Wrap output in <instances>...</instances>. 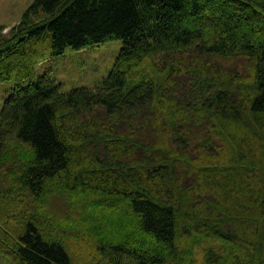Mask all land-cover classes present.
<instances>
[{"label": "trees", "instance_id": "trees-1", "mask_svg": "<svg viewBox=\"0 0 264 264\" xmlns=\"http://www.w3.org/2000/svg\"><path fill=\"white\" fill-rule=\"evenodd\" d=\"M115 40L101 86L36 77ZM0 81V161L30 153L0 166V264H264V0H35L0 25Z\"/></svg>", "mask_w": 264, "mask_h": 264}, {"label": "rangeland", "instance_id": "rangeland-1", "mask_svg": "<svg viewBox=\"0 0 264 264\" xmlns=\"http://www.w3.org/2000/svg\"><path fill=\"white\" fill-rule=\"evenodd\" d=\"M34 1L0 0V25L5 27L6 33L21 22L23 14ZM122 45L121 40H115L81 50L67 49L63 55L40 62L37 66L36 77L46 74L57 83H60L62 90L66 92L80 88L94 89L101 86L113 71ZM13 84V81H0V113L8 97V89ZM9 148L13 150L14 154L12 156H6L3 159L5 161L4 164L3 161H0L2 170L7 173L15 171L16 167L13 165L9 166L6 162L9 161L11 163L13 161L14 163H19L18 166L22 167L30 155L25 146L14 144ZM69 203L64 196L53 197L50 201L49 207L53 214L60 219L70 217L69 220L64 222L63 227L65 229L71 227L80 229L82 227L92 226V222L86 214V211H75L76 213L72 214L68 209ZM130 231H133L131 226L123 224L120 229L114 228L110 231H107V228L104 229L102 236L107 239L117 233L120 236V233ZM83 244L80 248L75 247L74 250L80 253L82 251L87 253L90 249L87 244ZM104 264H107V262L105 261Z\"/></svg>", "mask_w": 264, "mask_h": 264}]
</instances>
